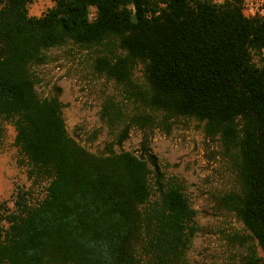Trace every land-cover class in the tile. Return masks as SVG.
<instances>
[{
  "label": "trees",
  "instance_id": "1",
  "mask_svg": "<svg viewBox=\"0 0 264 264\" xmlns=\"http://www.w3.org/2000/svg\"><path fill=\"white\" fill-rule=\"evenodd\" d=\"M31 1L0 0V135L14 124L30 177L48 186L42 198L18 188L12 207L0 204V264H188L196 211L183 186L157 180L153 198L155 155L90 152L70 135L59 97L39 96L34 66L69 41L118 51L98 64L145 109L131 124L205 123L239 178L221 203L264 250V19L247 17L242 0H55L40 17ZM138 63L145 85L132 78ZM244 264H264L253 245Z\"/></svg>",
  "mask_w": 264,
  "mask_h": 264
},
{
  "label": "rangeland",
  "instance_id": "2",
  "mask_svg": "<svg viewBox=\"0 0 264 264\" xmlns=\"http://www.w3.org/2000/svg\"><path fill=\"white\" fill-rule=\"evenodd\" d=\"M54 5L55 0H33L28 11L31 16L40 17ZM242 7L247 17L264 19V0H242ZM96 13L97 8L91 6L90 18L94 19ZM117 52L107 46L87 47L73 41L49 49L46 61L34 66L39 96L59 97L70 135L90 152L108 154L112 149L137 155L150 151L155 155L158 170L150 165L153 198L159 194L157 180L163 185L183 186L196 211V232L187 252L188 264H244L251 245L264 258V250L248 236L243 221L221 203L222 196L238 189L240 183L235 165L224 156L219 139L207 136L205 123L192 117L173 118L162 127L131 124L133 116L145 109L127 92L126 86L108 76L98 64L100 57L112 58ZM260 59V54L254 55L256 63ZM132 78L145 85L141 63L134 66ZM109 108L118 111L114 121L109 120V112L103 115ZM127 123L128 136L119 143ZM16 134L13 123L2 124L0 204L6 201L10 207L18 188L28 190L32 198L38 199L45 195L48 186V180L30 177L28 162L16 144ZM241 236L249 238L242 240Z\"/></svg>",
  "mask_w": 264,
  "mask_h": 264
},
{
  "label": "built area",
  "instance_id": "3",
  "mask_svg": "<svg viewBox=\"0 0 264 264\" xmlns=\"http://www.w3.org/2000/svg\"><path fill=\"white\" fill-rule=\"evenodd\" d=\"M251 14L252 15H255L256 14V12L254 11V9H251Z\"/></svg>",
  "mask_w": 264,
  "mask_h": 264
},
{
  "label": "water",
  "instance_id": "4",
  "mask_svg": "<svg viewBox=\"0 0 264 264\" xmlns=\"http://www.w3.org/2000/svg\"><path fill=\"white\" fill-rule=\"evenodd\" d=\"M133 19H134V20H136V19H137L135 15L133 16Z\"/></svg>",
  "mask_w": 264,
  "mask_h": 264
}]
</instances>
